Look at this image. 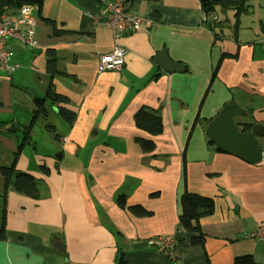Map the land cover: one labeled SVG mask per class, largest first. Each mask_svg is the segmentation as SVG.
<instances>
[{
  "label": "crops",
  "instance_id": "obj_1",
  "mask_svg": "<svg viewBox=\"0 0 264 264\" xmlns=\"http://www.w3.org/2000/svg\"><path fill=\"white\" fill-rule=\"evenodd\" d=\"M107 1L43 0L33 9L37 47L8 43L10 63L17 66L9 74L0 65V144H10L3 148L12 154L8 165L20 146L11 143L10 126L24 131L35 101L50 90L68 102L48 99L44 105L72 111L75 119L69 123L59 113L56 161L34 152L32 167L22 148L16 168L38 180L39 197L12 187L0 195V264H233L244 255L264 264V241L250 237L264 223V159L251 164L218 152L208 135L226 107L242 111L234 116L239 130L264 127L262 22L245 39L230 17L234 8L211 24L201 0H129V12L143 19V27L116 39L90 17ZM116 44L127 51L124 65L99 72L100 56ZM163 49L183 72L155 64ZM142 108L161 118L160 135L137 127ZM137 138L152 140L155 150L143 151ZM259 141L264 145V137ZM1 182L4 187L2 176ZM186 191L214 201L198 233L179 227ZM120 196L126 207L118 204ZM130 207L151 215L135 216ZM201 235L204 242L193 244ZM161 237L174 238L171 253L153 244Z\"/></svg>",
  "mask_w": 264,
  "mask_h": 264
},
{
  "label": "trees",
  "instance_id": "obj_2",
  "mask_svg": "<svg viewBox=\"0 0 264 264\" xmlns=\"http://www.w3.org/2000/svg\"><path fill=\"white\" fill-rule=\"evenodd\" d=\"M249 2L250 0H201L203 13L205 20L211 24H215L216 21L209 20L210 15H216L218 13L224 14L228 10L234 8L236 24L238 26L239 16L243 13L249 12ZM43 3V0H0V14L8 13L15 11L24 5H33L39 6ZM209 20V21H208ZM261 27L264 33V21L261 23ZM49 59L47 62V70L50 74L55 72V58L54 53H49ZM57 72V71H56ZM52 100L55 102H68V99L53 92L49 91L46 98L37 99L36 110L34 111L33 120L31 124L25 128V134L27 137L24 138V141L20 144L13 163L10 166H2L0 168V173L4 182V191L0 192V195L5 197L7 190L12 187L16 193L26 195L30 198H38V180L34 178L31 174L20 172L16 168V161L19 158L22 148L25 146V141L30 137L33 124L39 117H47V109L45 108V102L47 100ZM59 113L62 115L64 120L69 123H72L75 119V113L69 111L65 108H60ZM135 121L137 127L140 130L146 131L147 133L156 136L160 135L163 132V124L161 118L156 115L149 108H142L135 115ZM253 125H248L249 128ZM248 131V130H246ZM136 142L140 145L141 149L145 152H153L155 150V143L152 140H146L142 138H137ZM211 145H214L213 141H210ZM218 152H225L223 149L217 148ZM45 173L49 171L45 168H42ZM118 204L121 207H126V198L120 196L118 199ZM180 205V215H179V227L187 232H199V221L207 216H210L215 211L214 201L212 199L200 196L196 193L186 191L179 199ZM130 212L135 216H149L151 215L142 207H130ZM5 239V231L0 227V241ZM204 238L201 235L200 237H194L192 239L193 244H202ZM118 264H125L121 259ZM233 264H259L251 255H244L235 258Z\"/></svg>",
  "mask_w": 264,
  "mask_h": 264
},
{
  "label": "built area",
  "instance_id": "obj_3",
  "mask_svg": "<svg viewBox=\"0 0 264 264\" xmlns=\"http://www.w3.org/2000/svg\"><path fill=\"white\" fill-rule=\"evenodd\" d=\"M128 3L129 0H108L101 14L90 15V17L97 25H105L110 28L116 39L127 32H138L143 27V19L129 12ZM34 8L33 5H24L15 11L0 14V65L9 74H12L17 68L10 63L13 52L8 48L9 41H17L28 49L37 47ZM209 19L217 21L218 17L212 14ZM126 53L123 46L116 44L110 53L100 56L99 72L120 70L124 65ZM250 237L264 241V223H260ZM174 242L173 237H161L156 239L153 244L166 250L167 253H171Z\"/></svg>",
  "mask_w": 264,
  "mask_h": 264
},
{
  "label": "rangeland",
  "instance_id": "obj_4",
  "mask_svg": "<svg viewBox=\"0 0 264 264\" xmlns=\"http://www.w3.org/2000/svg\"><path fill=\"white\" fill-rule=\"evenodd\" d=\"M222 13H218L220 15ZM234 22H236L235 10H232V15L230 16ZM264 21V0H250L249 2V12L243 13L239 16L238 27L242 28V35L245 36V39H248L253 35V30L259 27V24ZM51 112L50 116L42 117L36 124L34 135H32V139L29 143L25 141V149L24 153L28 155L30 158L33 167L34 164V152H37L41 156H50L52 159H57V141L56 134L61 130V123L63 119L59 117L58 109H54L52 104L47 103L45 108ZM19 118H22L21 116ZM11 127V126H10ZM50 127H54L53 131ZM60 128V130H59ZM241 128V127H240ZM11 129V128H10ZM59 130V131H58ZM12 131V130H11ZM58 131V132H57ZM241 131V130H240ZM63 133V132H62ZM10 138H13L11 143L18 145V142L21 144L24 141V138L27 137L25 134V130L22 131V128H18L17 131L7 134ZM29 140V138L27 139ZM0 168L2 166H10L8 165L12 159V154H10L7 149L4 150L5 147H10V144L6 143L0 144ZM2 147V148H1ZM19 147V146H18ZM57 148V149H56ZM36 150V151H35ZM14 160V156H13ZM12 160V161H13ZM67 160H65L66 162ZM42 171L41 169H38ZM1 176V175H0ZM2 182L0 183V191H2ZM3 200L0 198V206L2 208Z\"/></svg>",
  "mask_w": 264,
  "mask_h": 264
},
{
  "label": "water",
  "instance_id": "obj_5",
  "mask_svg": "<svg viewBox=\"0 0 264 264\" xmlns=\"http://www.w3.org/2000/svg\"><path fill=\"white\" fill-rule=\"evenodd\" d=\"M154 62L168 73L184 71L183 65L172 61L165 49L158 53ZM238 114H242V111L237 107L223 109L209 125V138L217 148L235 154L248 163L257 164L264 159V145L259 141L264 137V127L257 125L250 132L240 131L234 121V116ZM11 130L15 131L14 125ZM56 157L61 158V155Z\"/></svg>",
  "mask_w": 264,
  "mask_h": 264
}]
</instances>
